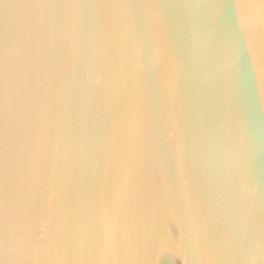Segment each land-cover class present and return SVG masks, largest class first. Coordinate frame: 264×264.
Segmentation results:
<instances>
[{
  "label": "water",
  "instance_id": "obj_1",
  "mask_svg": "<svg viewBox=\"0 0 264 264\" xmlns=\"http://www.w3.org/2000/svg\"><path fill=\"white\" fill-rule=\"evenodd\" d=\"M262 2L0 0V264H264Z\"/></svg>",
  "mask_w": 264,
  "mask_h": 264
},
{
  "label": "snow or ice",
  "instance_id": "obj_2",
  "mask_svg": "<svg viewBox=\"0 0 264 264\" xmlns=\"http://www.w3.org/2000/svg\"><path fill=\"white\" fill-rule=\"evenodd\" d=\"M254 2H255V0H240L239 7L242 8L246 5L252 4ZM260 6H261L262 10H264V2H262ZM262 18H264V11H262ZM243 22H244L243 17H241V24L242 25H243ZM224 38H225V41H227L229 39V34L227 32L224 33ZM232 70H233V62H232L231 57H229L225 62V71L230 74L232 72ZM4 242H5V236H4L2 228H0V248L3 247Z\"/></svg>",
  "mask_w": 264,
  "mask_h": 264
}]
</instances>
